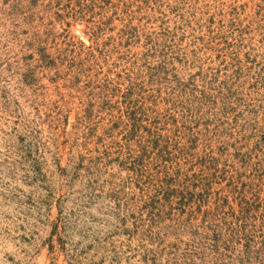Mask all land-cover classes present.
Segmentation results:
<instances>
[{"label": "rangeland", "instance_id": "1", "mask_svg": "<svg viewBox=\"0 0 264 264\" xmlns=\"http://www.w3.org/2000/svg\"><path fill=\"white\" fill-rule=\"evenodd\" d=\"M0 264H264V0H0Z\"/></svg>", "mask_w": 264, "mask_h": 264}]
</instances>
